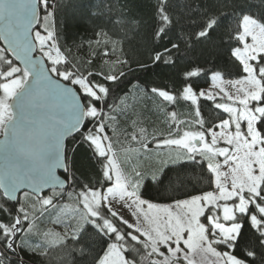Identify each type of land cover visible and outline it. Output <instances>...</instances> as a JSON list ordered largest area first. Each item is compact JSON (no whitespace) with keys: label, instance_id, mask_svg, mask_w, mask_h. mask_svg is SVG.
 <instances>
[{"label":"trees","instance_id":"trees-1","mask_svg":"<svg viewBox=\"0 0 264 264\" xmlns=\"http://www.w3.org/2000/svg\"><path fill=\"white\" fill-rule=\"evenodd\" d=\"M39 11L35 31L48 37L63 58L55 65L54 76L70 85L75 78L83 80L94 95L73 85L88 115L81 132L66 142L67 189L49 191L41 198L23 192L14 204L0 192V264H97L116 233L125 244L126 261L183 264L167 258L153 262L144 237L105 205L95 220L81 222L79 210L70 202L78 200L82 191H105L112 184L104 171L108 156L97 152L91 136L103 131L115 154L130 149L145 152L184 131L208 136L229 117L222 108L226 100L198 97V93L210 85L214 74L224 79L246 75L234 51L242 47L244 17L264 28V0H39ZM3 53L11 66L20 67ZM259 58L264 62V56ZM253 64L263 109L255 129L264 143V73ZM188 91L193 99L186 97ZM89 109L95 113L89 114ZM194 142L186 143L189 150ZM208 161L195 155L164 166L157 176L144 175L137 194L157 203L208 194L215 189ZM244 194L250 205L233 215L238 233L227 246L243 264H264V214L259 224L253 221L257 208L264 210V187L257 195ZM49 195L50 205L37 203ZM104 222L115 232H107ZM203 223L212 237L207 217L203 216ZM50 225L73 236L51 244L46 238ZM214 246L223 253L227 247L218 241Z\"/></svg>","mask_w":264,"mask_h":264},{"label":"rangeland","instance_id":"rangeland-1","mask_svg":"<svg viewBox=\"0 0 264 264\" xmlns=\"http://www.w3.org/2000/svg\"><path fill=\"white\" fill-rule=\"evenodd\" d=\"M242 27L239 35L242 47L236 49L234 55L242 63L246 75L240 79H224L220 74H214L210 85L198 93V97L226 100L222 108L229 117L218 123L216 129L209 130L208 136L184 131L179 138L158 142L145 152L130 149L115 154L104 141L103 131L91 136L97 152L108 156L104 171L112 184L105 191H82L78 200L70 202L79 210L81 222L95 220L100 206L105 205L111 214L144 237L153 262L167 258L183 261V264H243L234 258L227 243L238 233L237 224L232 222L233 215L245 212L250 205L244 193L257 195L264 187V143L255 129L263 110L258 104L262 88L253 64L257 63L259 72L264 73V62L259 58L264 56V28L249 16L244 17ZM32 35L38 53L50 64L48 68L52 75H56L55 65L63 58L43 33L34 31ZM3 52L0 44V135L11 118L9 101L27 77L24 71L21 73L17 66L9 64ZM61 77L65 76L61 74ZM71 84L86 95H94L83 80L75 78ZM186 97L193 99V92L188 91ZM88 113L93 115L95 111L89 109ZM192 140H199L200 144L189 150L186 143ZM195 155L209 159L207 164L215 174L214 191L170 203L152 202L137 194L142 176H157L164 166L193 159ZM52 199L49 195L37 203L47 206ZM257 210L254 225L260 223L259 216L264 214L263 209ZM63 216L68 218L64 213ZM203 216L208 219L210 238L204 228ZM102 225L107 232H115L110 223ZM71 236L73 234L66 229L53 225L46 233L51 244ZM216 241L227 246L224 253L214 248ZM124 249L125 244L116 233L115 242L97 264H135L126 261Z\"/></svg>","mask_w":264,"mask_h":264},{"label":"water","instance_id":"water-1","mask_svg":"<svg viewBox=\"0 0 264 264\" xmlns=\"http://www.w3.org/2000/svg\"><path fill=\"white\" fill-rule=\"evenodd\" d=\"M39 20V0H0V44L27 74L0 136V192L12 204L23 192L41 198L67 189L66 142L87 119L78 91L52 75L38 53L32 34Z\"/></svg>","mask_w":264,"mask_h":264},{"label":"flooded vegetation","instance_id":"flooded-vegetation-1","mask_svg":"<svg viewBox=\"0 0 264 264\" xmlns=\"http://www.w3.org/2000/svg\"><path fill=\"white\" fill-rule=\"evenodd\" d=\"M1 135H2V132H1ZM1 135H0V136H1Z\"/></svg>","mask_w":264,"mask_h":264}]
</instances>
